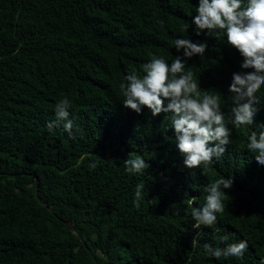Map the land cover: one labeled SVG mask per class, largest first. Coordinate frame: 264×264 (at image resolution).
Here are the masks:
<instances>
[{"label": "trees", "instance_id": "16d2710c", "mask_svg": "<svg viewBox=\"0 0 264 264\" xmlns=\"http://www.w3.org/2000/svg\"><path fill=\"white\" fill-rule=\"evenodd\" d=\"M195 3L0 0V264L264 260V167L247 152L248 132L234 128L223 158L201 175L183 167L173 131H163L164 114L137 115L121 104L128 72L139 73L154 55L171 62L177 36L205 39L185 30ZM208 43L205 56L186 70L203 90L225 95L227 112V86L242 57L218 37ZM258 95L260 123L264 91ZM64 97L71 103L72 137L62 126L52 132L46 127ZM136 154L149 164L142 176L123 167ZM221 175L233 177L224 189L226 208L194 242L197 230L185 211L202 204L204 186ZM141 183L137 208L134 193ZM225 233L229 242H249L242 259L204 254L203 242L223 246L217 237Z\"/></svg>", "mask_w": 264, "mask_h": 264}, {"label": "clouds", "instance_id": "9594fccd", "mask_svg": "<svg viewBox=\"0 0 264 264\" xmlns=\"http://www.w3.org/2000/svg\"><path fill=\"white\" fill-rule=\"evenodd\" d=\"M193 6L194 14L186 22L185 30L205 39L177 36L171 62L154 55L142 65L139 73L128 72L121 84L124 98L121 104L137 115L145 110L152 118L164 114L167 123L163 131H173L176 150L186 169L207 175L232 144L234 128L248 132L247 152L258 166L264 167V122L257 123L261 112L258 93L264 91V0H196ZM210 37L222 39L225 47L235 49L242 57L240 70L231 73L227 86L231 101L227 112L222 108L225 95L215 89L203 90L193 72L186 70L190 61L203 58L208 52ZM70 109L67 97L55 104V119L46 124L49 132L62 126L70 137L73 136L74 119ZM89 166L96 167L94 163ZM123 167L131 176H142L149 164L143 155L136 154L126 159ZM232 183L233 177L225 175L207 183L204 202L185 211L194 222L193 229L197 230L194 242L198 243L204 236L203 226H214L218 222V213L226 208L224 189L230 188ZM143 197L144 184L141 183L134 193L135 207H140ZM217 239L223 246L212 241L203 242L206 256L242 259L249 248V242L243 238L229 242V233Z\"/></svg>", "mask_w": 264, "mask_h": 264}, {"label": "water", "instance_id": "95a60500", "mask_svg": "<svg viewBox=\"0 0 264 264\" xmlns=\"http://www.w3.org/2000/svg\"><path fill=\"white\" fill-rule=\"evenodd\" d=\"M37 180V179H36ZM37 190H38V185L36 186V193H37ZM37 198H38V196H37ZM69 228L71 229V230H74V228L72 227V226H69ZM89 252H90V254L92 255V252L89 250ZM92 257H94L93 255H92Z\"/></svg>", "mask_w": 264, "mask_h": 264}]
</instances>
